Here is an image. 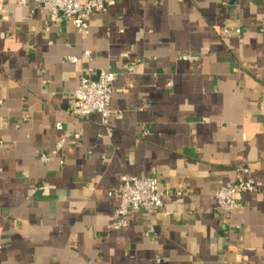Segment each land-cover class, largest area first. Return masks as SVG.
Wrapping results in <instances>:
<instances>
[{
	"label": "crops",
	"instance_id": "0c3cea01",
	"mask_svg": "<svg viewBox=\"0 0 264 264\" xmlns=\"http://www.w3.org/2000/svg\"><path fill=\"white\" fill-rule=\"evenodd\" d=\"M88 68L117 73L111 136L67 113ZM242 163L261 189L218 209ZM152 174L163 207L109 230L110 193ZM0 264H264V1L116 0L81 33L0 0Z\"/></svg>",
	"mask_w": 264,
	"mask_h": 264
},
{
	"label": "built area",
	"instance_id": "2783aa9c",
	"mask_svg": "<svg viewBox=\"0 0 264 264\" xmlns=\"http://www.w3.org/2000/svg\"><path fill=\"white\" fill-rule=\"evenodd\" d=\"M50 13L71 22L75 28L86 33L89 29L91 16L95 13L105 12L116 0H34ZM264 1V0H258ZM27 0H19L20 5H26ZM223 38L241 37L242 28L224 26L219 30ZM92 52L85 50L84 56L90 58ZM69 61L76 63L79 58L70 56ZM117 79V73L109 70L86 69L81 75L79 86L70 95L67 113L71 116L87 119L94 114L101 116V122L106 126L111 136L109 109L111 101L112 86ZM172 83L169 84L171 86ZM56 127L62 129V123ZM71 136L69 132L65 135ZM79 140V135H74ZM65 138L61 140L56 148L47 154L41 155L43 162H49L54 154H57L64 145ZM262 183L258 181L248 163H242L236 168V179L233 183L221 185L215 191L217 208L226 212H235L242 205V196L245 193L259 191ZM117 196L119 204L115 210L113 221L108 225L109 230H119L128 226L129 221L137 212L144 210L156 211L163 207L164 201L171 195L170 190L160 185L156 174L133 176L127 175L123 178L121 188L110 193ZM160 261V260H158Z\"/></svg>",
	"mask_w": 264,
	"mask_h": 264
}]
</instances>
